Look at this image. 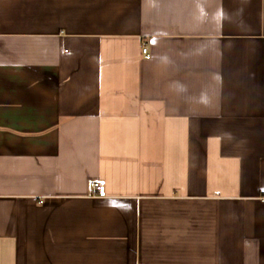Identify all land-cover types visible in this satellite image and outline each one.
I'll use <instances>...</instances> for the list:
<instances>
[{"label":"crops","instance_id":"obj_1","mask_svg":"<svg viewBox=\"0 0 264 264\" xmlns=\"http://www.w3.org/2000/svg\"><path fill=\"white\" fill-rule=\"evenodd\" d=\"M0 264H264V0H0Z\"/></svg>","mask_w":264,"mask_h":264},{"label":"built area","instance_id":"obj_2","mask_svg":"<svg viewBox=\"0 0 264 264\" xmlns=\"http://www.w3.org/2000/svg\"><path fill=\"white\" fill-rule=\"evenodd\" d=\"M143 54L146 59H150L151 55L146 47L143 48ZM91 187L96 193L102 189V185L99 181L92 182Z\"/></svg>","mask_w":264,"mask_h":264}]
</instances>
